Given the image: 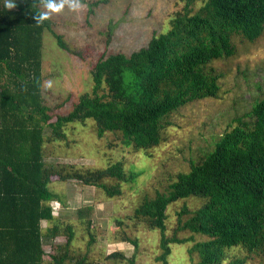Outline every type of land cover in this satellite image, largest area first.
Masks as SVG:
<instances>
[{
  "label": "trees",
  "instance_id": "16d2710c",
  "mask_svg": "<svg viewBox=\"0 0 264 264\" xmlns=\"http://www.w3.org/2000/svg\"><path fill=\"white\" fill-rule=\"evenodd\" d=\"M182 1L186 11L146 47L131 55H101L91 71L93 91L63 114V104L52 108L45 103L44 32L51 31L65 51L72 53V48L52 30L50 19L34 20L42 0H15L11 9L8 0H0V264H46L45 245L53 244L63 225L54 215L52 202H64L52 190L53 181H76L115 198L139 177L123 161L106 168L50 164L47 143L67 141L68 125L93 120L99 138L118 134L126 145L148 152L164 140L172 113L220 97L223 73L215 62L234 57L238 46L255 45L264 35V0ZM110 2L90 3L89 13ZM197 3L201 7L192 12ZM235 121L212 151L135 209L133 219L160 231L157 260L162 264H168L172 244L188 243L193 264H245L250 258L264 264V96ZM190 197L202 198L203 204L196 210L184 206L168 236V208ZM93 212L84 208L78 214L85 219ZM44 222L54 226L44 230ZM87 226L90 231V220ZM64 232L67 243L59 247L64 254L54 255L52 264L71 261L72 225ZM123 241L138 246L129 237ZM235 250L240 253L229 256ZM109 258L125 257L115 252Z\"/></svg>",
  "mask_w": 264,
  "mask_h": 264
},
{
  "label": "rangeland",
  "instance_id": "374dc122",
  "mask_svg": "<svg viewBox=\"0 0 264 264\" xmlns=\"http://www.w3.org/2000/svg\"><path fill=\"white\" fill-rule=\"evenodd\" d=\"M95 1L98 0H84V7L78 12L66 5L48 18L52 30L64 37L72 53L58 45L51 31L46 30L43 35L45 103L52 108L63 104L59 110L63 114H68L73 102L83 94L93 91L91 71L101 55H131L146 47L155 34L166 32L177 13L186 11L182 0H111L93 7L94 12L89 13L90 3ZM201 5L197 3L190 10L195 12ZM40 8L45 10L43 0ZM260 39L255 45L238 46L234 57L215 62L223 73L220 97L196 101L172 113L166 119L164 140L148 152L126 145L118 134L108 132L99 138L93 120L84 125H68L67 141L46 144V161L50 164L106 168L123 161L127 169L139 175L136 183L125 184L122 195L115 198L76 181H53L52 190L64 202H52L54 215L63 225L53 244L45 245L46 264H52L54 255L64 254L59 247L67 243V225H72L74 240L68 247L71 261L65 264H75L83 258L85 264H162L157 260L162 253L160 231H151L145 223L133 219L134 211L144 198L165 191L179 173L188 172L191 163L212 151L220 136L237 123L236 118L264 96V35ZM49 80L51 87L47 86ZM202 204V198L190 197L170 205L168 236H172L177 214L184 206L196 210ZM84 208L94 212L82 219L78 213ZM87 220L91 222L90 231ZM53 226L52 222H44V230ZM125 237L137 240L138 246L123 241ZM191 246L192 243L172 244L168 264H193ZM115 252L122 253L124 260H111L109 256ZM239 253L235 250L229 256ZM245 264L262 262L250 258Z\"/></svg>",
  "mask_w": 264,
  "mask_h": 264
},
{
  "label": "clouds",
  "instance_id": "9594fccd",
  "mask_svg": "<svg viewBox=\"0 0 264 264\" xmlns=\"http://www.w3.org/2000/svg\"><path fill=\"white\" fill-rule=\"evenodd\" d=\"M43 3L45 10L33 13V18L37 24L43 23V21L48 19L53 12H60L66 5L68 9L74 12H78L84 7V0H43ZM15 6V0H8V8L11 9ZM47 86H52V82L50 80L47 82Z\"/></svg>",
  "mask_w": 264,
  "mask_h": 264
}]
</instances>
